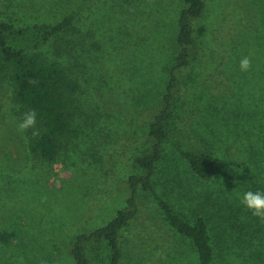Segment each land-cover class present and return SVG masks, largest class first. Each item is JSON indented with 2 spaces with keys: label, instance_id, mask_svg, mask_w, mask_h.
I'll return each mask as SVG.
<instances>
[{
  "label": "rangeland",
  "instance_id": "1",
  "mask_svg": "<svg viewBox=\"0 0 264 264\" xmlns=\"http://www.w3.org/2000/svg\"><path fill=\"white\" fill-rule=\"evenodd\" d=\"M184 6L183 0H0V19L17 25L56 23L78 11L64 42L54 39L43 51L77 82L84 129L52 162L31 153L28 132L17 130L22 117L12 89L0 80V264H77V236L127 206L129 177L142 174L136 158L154 143L149 126L179 52ZM193 25V57L177 71L153 183L186 219H207L215 264H264V220L241 203L244 192L264 188V0H207ZM57 44L69 45L70 53L56 58ZM245 56L252 67L242 72ZM183 147L211 153L215 173L195 174ZM139 203L155 219L141 217L122 230L120 264H198L192 240L166 224L143 190ZM87 257L110 264V247L89 243Z\"/></svg>",
  "mask_w": 264,
  "mask_h": 264
},
{
  "label": "trees",
  "instance_id": "2",
  "mask_svg": "<svg viewBox=\"0 0 264 264\" xmlns=\"http://www.w3.org/2000/svg\"><path fill=\"white\" fill-rule=\"evenodd\" d=\"M183 1L185 6L180 11L178 20L179 52L174 66L169 70L170 78L162 106L149 126V136L154 141L152 150L136 158V167L142 174L129 177L131 192L127 206L120 209L106 225L77 236L72 248L77 264H91L87 257V245L103 241L111 250L110 264H120L123 258L120 240L122 230L132 221L138 222L141 217H144L145 222L155 219L153 213L147 211L148 205L139 203L140 190L149 195L171 229L192 240L198 264H215V249L209 235L207 219L200 215L194 221H189L172 202L158 193L153 183L157 163L162 158L168 136V124L172 118L177 71L190 66L195 44L193 21L201 17L207 8V0ZM77 16L78 11L74 10L56 23L34 22L24 25L0 19V80L11 87L13 103L20 117L26 111L36 110L38 134L33 135L32 130L28 131L29 149L31 153L49 162L60 156L65 143L84 131L77 121V82L66 73L58 60H49L43 51V47L54 39H58L59 43L64 42L65 34L74 28ZM70 51L69 45L66 48H62L61 44L54 47L56 58H61L65 52ZM182 155L198 176L208 179L215 173V159L211 153L196 152L183 147ZM261 191H264L263 187Z\"/></svg>",
  "mask_w": 264,
  "mask_h": 264
},
{
  "label": "clouds",
  "instance_id": "3",
  "mask_svg": "<svg viewBox=\"0 0 264 264\" xmlns=\"http://www.w3.org/2000/svg\"><path fill=\"white\" fill-rule=\"evenodd\" d=\"M239 67L242 72L249 71L252 67L251 59L248 56L241 58ZM30 83H36V81H30ZM37 115L35 109L24 112L20 122L17 124V130L22 134L32 130V134L37 135ZM241 203L254 217L264 220V191L248 190L244 192L241 197Z\"/></svg>",
  "mask_w": 264,
  "mask_h": 264
}]
</instances>
